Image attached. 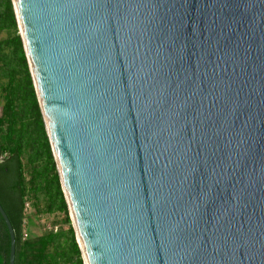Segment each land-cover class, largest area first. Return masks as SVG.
I'll return each mask as SVG.
<instances>
[{
  "label": "water",
  "instance_id": "water-1",
  "mask_svg": "<svg viewBox=\"0 0 264 264\" xmlns=\"http://www.w3.org/2000/svg\"><path fill=\"white\" fill-rule=\"evenodd\" d=\"M12 3L84 264H264V0Z\"/></svg>",
  "mask_w": 264,
  "mask_h": 264
},
{
  "label": "trees",
  "instance_id": "trees-1",
  "mask_svg": "<svg viewBox=\"0 0 264 264\" xmlns=\"http://www.w3.org/2000/svg\"><path fill=\"white\" fill-rule=\"evenodd\" d=\"M0 203L15 233L14 264H84L72 226L25 231L26 201L69 212L19 34L12 0H0ZM11 237L0 213V264H9Z\"/></svg>",
  "mask_w": 264,
  "mask_h": 264
},
{
  "label": "rangeland",
  "instance_id": "rangeland-1",
  "mask_svg": "<svg viewBox=\"0 0 264 264\" xmlns=\"http://www.w3.org/2000/svg\"><path fill=\"white\" fill-rule=\"evenodd\" d=\"M7 31L0 32V39L7 37ZM2 106V97L0 95V114ZM30 206L26 209L27 216L32 220V223H25V231H31L34 234H41L48 231H59L67 229L69 226L73 227L69 212L55 211L48 212L44 209L42 204L36 207L33 202L34 199H28ZM76 236V235H75ZM76 238V237H75ZM77 240V239H76ZM82 257V255H81ZM84 263V262H83Z\"/></svg>",
  "mask_w": 264,
  "mask_h": 264
},
{
  "label": "built area",
  "instance_id": "built-area-1",
  "mask_svg": "<svg viewBox=\"0 0 264 264\" xmlns=\"http://www.w3.org/2000/svg\"><path fill=\"white\" fill-rule=\"evenodd\" d=\"M29 206H30L29 201H26V207H25V209H27V207L29 208Z\"/></svg>",
  "mask_w": 264,
  "mask_h": 264
}]
</instances>
